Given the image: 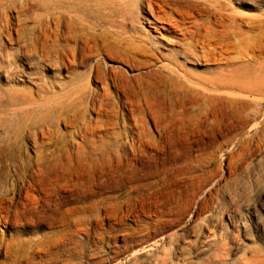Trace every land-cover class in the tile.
I'll return each mask as SVG.
<instances>
[{
	"label": "rangeland",
	"instance_id": "374dc122",
	"mask_svg": "<svg viewBox=\"0 0 264 264\" xmlns=\"http://www.w3.org/2000/svg\"><path fill=\"white\" fill-rule=\"evenodd\" d=\"M27 1L24 0L22 2L26 10L24 9V12L22 11L24 14H20L18 19L16 18V9L5 12L6 15L4 11L0 9V31L2 34H0V53L1 51L4 52L0 54L3 57L0 56V59L2 58L0 62L4 63L5 60H9L10 63L15 62L11 67L15 69L18 65L16 69L21 71L29 72L28 68L32 69V72L35 73V77H39H36L40 80L39 83L43 84L44 81H42L41 75L43 76L42 78L49 79V81H51L50 79L53 77L50 70L51 67L41 66L40 68V66L35 63L36 61H30L29 63V61H25L21 58V55L30 56L32 58L41 57L48 61L63 60L65 63L69 60L70 64L67 62L65 65L66 67L61 69V79H64L65 76L69 77L74 75V80H76L78 85H86V91L97 95L103 94V87L107 90L108 96L106 95L105 98H102L106 99V102L104 100V103H100L102 120L114 119L113 123L116 124L109 125L112 126L109 128L106 126L108 129L106 127L102 128L103 130L100 135L103 136L105 141H122L125 134L126 120H132L130 112H134L136 113L134 114L137 117L136 119L140 118V120L143 119L147 122L148 133L152 138H156L161 142L159 143L160 147L158 146V151H155V148L154 150L150 149L147 152L148 154L142 155L139 159L132 158L130 154H127L125 158H123V156H121L122 154L116 153V155L113 153L109 159L110 162L108 161L103 166L92 164L89 167L86 166V164L83 165L82 163L79 164L74 161L70 164V167L68 164L65 165L67 171L63 170L64 173L60 174L59 172L61 170H58V174H50L48 177L52 179H49V183L48 177L45 178L47 180L43 179L45 183L42 180H37L36 183H42H40V185L34 184L35 187L32 190L33 196L38 199L43 198L39 201L42 203L44 200L42 203L44 208L49 207V210L44 209L48 217L46 215L44 216L45 218L41 217L40 214L36 215L33 208L30 207L31 211L30 214H26L27 217L26 215H22L24 219L21 216L17 219H20L19 222H17L19 225L15 222V219H13L14 223H12L13 220L11 219L12 221L10 220L11 223L9 225L0 226V233L3 234L7 242L9 237L13 236L14 231L12 227H14L16 223V226H27L22 233L20 232V241L29 243L31 246L34 244H41L42 246L41 251L35 254L34 264H148L149 262L151 264H161L160 260L166 259L164 254L169 250L172 252L171 255H168L171 261L168 264H181V261L182 264H197L198 262H196L194 252H192V256L186 254L183 257L180 256V252L177 248L178 246H182V243L191 244L193 242L194 239L192 238V234H189L190 231L188 230L194 227L197 224L196 222L201 221L200 219L205 216L204 214V216H198V210L201 204H203L202 202H204V199L207 205L210 204V201L213 199L212 201L214 202L208 206L214 213H218L220 211V201L223 200L227 202L228 199H232L236 197V195L246 194L249 196L250 208L254 207L257 215L264 221V139H262V137H264V53H262L264 52V48H261L259 53L258 51L253 53L255 62L250 64L244 62L237 63L235 61L232 63L231 60L237 58V53H235L236 50L229 51L227 54L223 55L224 57L221 56V66L219 69L221 75L228 78L233 77L232 79L234 80L240 76L244 77V80H239L250 82L254 87L252 90L253 92H241L233 89L213 91L209 87L195 84L196 81H191L194 84H192L191 88H202V92L201 89L197 90L203 95L204 93L205 95L209 93V96H215V94L217 96L221 95V97H218L226 100H236L237 102L233 105L225 102V100L224 102L220 101L221 103L219 101L214 103L216 100H212V104L207 101L203 103L204 99H201V101L199 98H195V94L192 93L194 95L192 97L195 99L194 101L191 96H189L190 92H184L171 85L170 80H168L170 79L169 74L167 71L162 70H165V68L174 69L171 62V53L175 50L172 52H165L162 50L165 46L160 45L158 46L159 49L152 50L156 53L155 55L153 54L155 59L151 55V58L150 56L148 57V54H151L152 51H146V53L142 52L144 50L141 48L151 47V45L144 44V41L152 37V33L146 26H143L144 32L131 29L133 26H131V22L134 23V26L138 27L136 23L138 11L134 5V0L129 1L126 9L120 7V4L125 2V0H77L81 5L76 9L73 15H71L72 13H70L68 9L54 5V2L50 4L47 3V0ZM82 1L89 6L84 12V6L82 5L85 4ZM218 1L225 2L224 0ZM44 6H46L47 9ZM96 7L98 9H96ZM234 11L239 17H243L244 15V19L240 17L239 20H248L247 17L254 18L261 15L259 12H244L238 10L236 7ZM68 16L75 18H69ZM50 17L53 18V20ZM46 18H49L50 21ZM57 18L58 20H56ZM69 20H72V22L76 24L79 37L73 39L65 38V26L69 23ZM6 25L8 27H6ZM246 36L259 40L260 31L255 30L254 33ZM124 40L125 43L123 42ZM110 43H112V46L117 47V49L111 47ZM136 47L137 49H135ZM111 49H113V52L116 51V53H113ZM71 50L74 51L73 58L71 53H69ZM108 50H110V52ZM139 51L143 56L138 54ZM6 53L10 54L12 57L8 54L4 55ZM113 54H115V57L119 56L120 59L118 57H113ZM158 54L166 59L161 60V58H159L160 56H157ZM250 55H252V53H250ZM107 57H109L110 60H107ZM114 58L116 61H113ZM149 58L150 62L149 60H145ZM156 59H158L159 62L156 63L154 61L153 64V60ZM9 62L7 61L1 64L0 67L2 66L1 68L6 70V63ZM173 62L182 66L187 73L194 77H210L217 74L212 70L211 65H208V68L204 69V67H202L204 65L202 62L198 64H195V62L189 63L190 61L184 63L180 58L173 60ZM228 62L229 65L225 66V63ZM249 73L250 78H247ZM96 77L97 80L95 79ZM106 77L108 78L105 79ZM115 78L117 83H115ZM172 78L174 82L178 80L184 84L181 79ZM110 79H114L116 85H113L114 83ZM67 85H69V83ZM70 85H72V82ZM24 87L17 84L6 86L4 77L3 75L1 76L0 117L4 116V119L0 118V127H12L14 130L15 120H38L41 116V119H44L45 115H47L46 117H49V119L45 117L44 120H57L59 117L58 106L68 105L67 102L73 99V97L66 100L56 99V104L52 100L53 95L47 94L46 96L45 94L41 95V93L39 94L40 99L37 100L36 105H32V103L23 104L20 100L17 101V99L15 101L11 98L13 95L5 93L6 90L9 89L18 91L19 95L22 94L21 96H26V94L32 90L33 97L36 99L35 91L37 90L28 84L26 86L24 85ZM26 87L27 89L31 88V90H27ZM217 92L219 93L217 94ZM55 93L59 95L60 91L56 89ZM238 94H240L239 97H237ZM241 95H243V97ZM97 98H99V96L96 97V99ZM239 98L240 100L238 101L237 99ZM260 98L262 99L259 100ZM1 99L4 100L2 101ZM246 99L248 100L246 101ZM99 100L93 102L94 110L92 109L91 103L85 101L80 105L81 107L78 106L77 113L94 124V122L100 118L96 112L98 111L96 106L99 105ZM251 100L254 101L252 102ZM105 104L106 106L103 108ZM12 105H16V107ZM106 107H108V109H106ZM37 111L40 113L38 114ZM41 112L46 114L42 115L43 113L41 114ZM22 114H26V116ZM105 116L109 119H106ZM7 118L9 121H7ZM155 120L161 123L159 129V126L155 125L157 124ZM162 123H164V125ZM162 125L166 130L162 128ZM260 125L263 127L261 128ZM1 129L2 128H0V130ZM58 130L61 134L66 133V129L63 125H60ZM2 132L3 130L0 132V139L6 141L5 138L7 136L3 135ZM258 132L261 134L259 135ZM257 134L260 136L261 140ZM256 135L257 137H255ZM255 139L257 145L255 144ZM250 140L254 145L250 143ZM72 142L77 144L81 143L78 137H74ZM237 145L244 148L240 150ZM261 145L263 146L262 148ZM18 148H20L22 153L24 152L23 145L20 144ZM249 148L254 149L255 152ZM245 149L249 151H245ZM236 151L239 153H237L238 156H234ZM240 154L242 155L243 164L240 160ZM118 156H120V158ZM231 156H233V158H231L233 160L230 159ZM244 158L246 159L244 160ZM206 160L208 162H206ZM126 161L128 162L126 163ZM239 161L241 162L239 163ZM207 163L208 166L206 165ZM228 163L229 166L227 165ZM8 167V169L12 171V167ZM211 169L213 173L207 176V174L211 173ZM196 172L199 173L196 174ZM193 173H195V175H192ZM206 176L208 178H213V180H207ZM204 177H206L205 180L207 182L213 181L212 183L215 184H212L211 187V183L204 181ZM198 178L202 179V189H207L208 192L206 194L197 192L195 196L196 199H194L196 201L194 202L193 200L194 203L192 204L191 199L194 196L192 188L196 191L198 187L196 185L198 183ZM192 179H196L195 181L197 182L195 183ZM204 182L206 185H204ZM199 184H201V182H199ZM213 185H215L216 188ZM21 186V191L19 193L20 197L18 196L14 202L24 198V190H28L25 182L21 183ZM209 186L212 188L211 190H208ZM208 193H211V196H209ZM218 194L220 195L217 196ZM47 197L48 199L50 198L49 201L51 202L46 200ZM209 197H212V199ZM7 199H12V197L7 195ZM45 203H48V205L45 206ZM70 208H75L76 210V223H70L68 221L69 211L67 212V210H70ZM50 209L54 211L52 210L51 212ZM93 209H96V214L98 215L90 212L93 211ZM99 209L100 211L98 212ZM194 218L198 219V221H195ZM26 219L29 220V223H26ZM173 219L179 221V227H165L164 223ZM30 223L35 224L31 225ZM191 223H193V225H191ZM190 225L191 228H189ZM180 226L182 227L180 228ZM214 226L215 228H209V230L208 228L201 229L203 236L209 237L210 231L218 235L220 230L219 226L215 223ZM178 228H180V230H178ZM250 229L251 237H253L252 242L254 243L247 241H245V243L249 248L255 244L253 247L261 249L262 254H264V237L256 233L255 230L249 226V230ZM171 233H177V235L182 234L184 238L187 235V238L171 247L167 246L168 243L166 244L168 240H164L163 245L167 247L163 246L164 250H162L159 245L157 246V244L160 243V241L157 240L160 236ZM147 237H153L152 242H156L157 244L150 245ZM240 240L243 241L242 239ZM205 242L211 244V239L208 238ZM145 246L146 248H143ZM141 251L144 255H138ZM132 256H135V258L132 259ZM145 256H147V259H145ZM135 259L138 261H135ZM173 259L175 260L173 261ZM185 259L187 260L186 262ZM0 260H3V253L0 255Z\"/></svg>",
	"mask_w": 264,
	"mask_h": 264
},
{
	"label": "bare ground",
	"instance_id": "6f19581e",
	"mask_svg": "<svg viewBox=\"0 0 264 264\" xmlns=\"http://www.w3.org/2000/svg\"><path fill=\"white\" fill-rule=\"evenodd\" d=\"M23 1L24 0H1L0 1V9L2 11H4V14H5V12L10 11L11 9H16V14H17L16 18L18 19L20 14H24V13H22V11L25 9L24 8L25 5L22 3ZM25 1H27V0H25ZM129 1L130 0H125V2L120 4V7L126 9ZM224 1L225 2H221L218 0H134V5L138 11L137 20H136L138 27L134 26V23L131 22V26L133 25L131 29L137 30L139 32H144L145 30L143 31V29H144L143 26H146L149 29V31L152 33V35H151L152 37H150L149 39L144 41V44L151 45V47L141 48L142 50H144V51L141 50L143 53H146V51L151 52L152 50L159 49L158 46H160V45L165 46V47L163 46L164 48L162 49L165 52H172L173 50H175V51H173V53H171V57H172L171 62L174 66L173 67L174 69H169V68H165V70L162 69L163 71H167V73L169 74L170 79H168V80H170L171 85H173L174 87H176L178 89H181L184 92H186V91L190 92L191 95L189 94V96H191V98L194 96L193 94H195V98L197 97V98H199V100L204 99L205 101L203 100V103L207 101L208 103L211 102V104H212L213 103L212 100H216L214 103H216L217 101L224 102V100H225V102L233 105V104L237 103L236 100L222 99V98H220L221 95H218V96H220V97H218L216 94H215V96H209L208 95L209 93L207 95H205V93H204V95H203L197 90V89H201V92H202V88H200V87L197 89H195L196 87L191 88V86L193 84V82H191V81H196L195 84L205 86V87H209L213 91H219L221 89H233V90H238L241 92L244 91V92L249 93L254 88L252 86V84H250V82L240 81V80H244V77H242V76L236 78L235 80L232 79L233 77L232 78L223 77L221 75L219 69L221 66V56L224 57L223 55L227 54L229 51H232V50H236L235 53H237V56H236L237 58H235V60H231L232 63L234 61L237 63L238 62H242V63L244 62L246 64H250V63L255 62L254 57H253V53L255 51L256 52L258 51V53H259V50L261 48H264V0H224ZM51 2H54V5L68 9V11L70 13H72L71 15H73V13L75 14L76 9L81 5L77 2V0H47V3L52 4ZM41 4H44V3H41ZM26 6H27V4H26ZM82 6H84L83 12L86 11L87 8L89 7L86 4L82 5ZM44 7L46 8V6H44ZM48 7H50V6H48ZM235 7L238 10H241L244 12H259L261 15L259 17H254V18L253 17L252 18L247 17L248 20H239L240 17H241V19H244L243 18L244 15H243V17L237 16V13L234 11ZM96 9H98V8L96 7ZM94 10H92V11H94ZM53 15H54V13H53ZM239 15H241V14H239ZM75 16H77V15H75ZM78 16H80V15H78ZM86 16H87V14H86ZM55 17H56V15H55ZM66 17H67V15H66ZM69 18H75V17H69ZM46 19L49 20V18H46ZM51 19L53 20V18H51ZM56 20H58V18ZM54 22H55V20H54ZM49 23H48V25H49ZM57 23H58V21H57ZM85 24H86V22H85ZM2 25H4V24H2ZM43 25H44V23H43ZM6 27H8V26L6 25ZM65 27H66V29H65L66 37L65 38L73 39V38L79 37L78 31L76 30V24L73 23L72 20H69V23ZM80 27H81V25H80ZM60 29H61V27H60ZM255 30L260 31L259 40L246 36V35L254 33ZM3 32H5V31H3ZM0 34H1V31H0ZM4 36H6V35H4ZM1 37H3V36H1ZM5 41H6V39H5ZM170 41H172V42H170ZM123 42L125 43V40ZM113 43H116V42H113ZM110 46L113 47L114 49H117V47L112 46V43H110ZM166 47H168V48H166ZM3 49H5V48H3ZM135 49H137V47ZM73 50H75V49H73ZM112 50L113 49H111V51ZM108 51L110 52V50H108ZM154 52L152 51L151 54H148V57L150 55L153 57V54L154 55L156 54ZM1 53H4V52L1 51ZM69 53H71L72 58H73L74 57V55H73L74 51L71 50V52L69 51ZM113 53H116V51ZM123 53H122V57H123ZM250 53H252V55H250ZM262 53H264V52H262ZM7 54L8 53H6L4 55H7ZM134 54H137V53H134ZM138 54H141L140 51L138 52ZM8 55H10V54H8ZM146 55H144V56H146ZM151 56H150V58H151ZM157 56H160L159 58H161V60L166 59L165 57L162 58L163 56H161L159 54ZM113 57H115V54H113ZM116 57L119 58V56H116ZM21 58H23L25 61H29V63H30V61H36L35 63L38 66H40V68H41V66L42 67L50 66L51 67L50 70L52 72L53 77H52V79H50L51 81H49V79L42 78L43 76L41 75V79L44 82H43V84H40L39 83L40 80L37 79L39 77H37V76H36L37 78L35 77V73L32 72V69L28 68L29 72H26L23 70L22 71L17 70L16 67H18V65L17 66L15 65L16 67H15V69H13L11 66L14 65L15 62L10 63L9 60H5V62L8 61L9 63H6V66H7V67H5L6 70H3L1 68L2 66L0 67V78L3 75L6 86L7 85L13 86V84H15V85L17 84V85H22L24 87V85L26 86L28 84V85L32 86L33 88H35V90H37V91H35L36 99H34L33 94L31 92L32 91L31 88H28L31 91H29L28 94H26V96L25 95L21 96L22 94L19 95L18 91H13V90L7 89L5 93H8V95H13V96H11L12 99H14L15 101H16V99H17V101L20 100L21 103H23V104L24 103H29V104L32 103V105L33 104L36 105L37 100L40 99L39 94H41V93H42L41 95L45 94L46 96H47V94L53 95V97H52L53 102H55L56 99L66 100L70 97H73V99L72 100L70 99V102H67L68 105H65V106L59 105L60 103L58 102L59 103L58 104L59 105L58 106L59 107V112H58L59 117L57 120H53V119L44 120L47 115H45L46 113L41 112V114L43 113L42 115H45L44 119H41V117H42L41 116L40 118H38V120H35V119L34 120H15L14 130L12 127H6V128L0 127V128H2L0 130V132L3 130L2 134L7 136L5 138L6 141H3L2 139H0V199H1L0 200V226L9 225L11 223L10 222L11 219L12 220L15 219L16 223L19 222L20 219L17 220L19 218V216H21L23 218L22 215L25 216L26 214H30V211H31L30 207L33 208V211H34V213H36V215L40 214L41 217H44L45 215L48 217V215L45 213L44 209L49 210L48 209L49 207L44 208V206L42 204L44 202V200L42 201V203H41V201H39L40 199H43V198L38 199L37 197H34L32 190L35 187L34 184L36 183L37 180L43 181V179L47 178L50 174H53V173L58 174V172H59L58 170H61L59 172L60 174L64 173L63 170L67 171L65 165L68 164V166L70 167V164L73 163L74 161H76L79 164L80 163H82L83 165L86 164V166H89V167L92 164H94V165L99 164V165L103 166L105 163H107L109 161V159L111 158L113 153L114 154H116V153L122 154L121 156H123V158H125V156L127 154H130L132 156V158L139 159L142 155L148 154L147 152L150 149L154 150V148H155L156 149L155 151H158L157 149L160 147L159 143L161 142V141H158L156 138L155 139L152 138V136L148 133L147 122H145V120H143V119L140 120V118L136 119L137 117L134 115L136 113H134V112H130L132 120H126L127 123L125 125V134H124L123 140L122 141H105V139H103V136L100 135L101 131L103 130L102 128H105L106 126L109 128V127H112L109 125L114 124L113 123L114 119H112L111 116H110V118L112 120H102V116H101V110L102 109H101L100 103H104V100L106 102V99H102V98H105V96L107 95V90L104 89L105 87H103V89H102L103 94L97 95L95 93L86 91V85H78L76 80H74V77H75L74 75L69 76V77L65 76L66 80H65V78L61 79L60 78L61 69L66 67L65 65L67 62L70 64L69 60H67V62L65 63L63 60L48 61L45 58H41V57L32 58L30 56H22L21 55ZM115 58H114V60L113 59H111V60L116 61ZM150 58L145 59V60H147V61L149 60V62H150ZM178 58L182 59L184 61V63H187L188 61H190L189 63L195 62V64L202 62L204 64L202 66V67H204V69H207L208 65H211L212 70L215 71L217 74L210 76V77H207V76H203V77L191 76L189 73H187L183 69L182 66L173 62V60H176ZM1 59H0V61H1ZM6 59H7V56H6ZM108 59H109V57H107V60ZM125 59H126V57H125ZM158 59L153 60V64H154V61L156 63H158L159 62ZM138 61H140V60H138ZM4 63L0 62V65L4 64ZM163 64H165V63H163ZM228 65H229V62L225 63V66H228ZM72 66H73V64H72ZM109 66H111V65H109ZM109 69H110V67H109ZM95 75H97V74H95ZM249 75H250V73L247 75V78L249 77ZM99 77H100V75H99ZM108 77H106L105 79H107ZM172 77H174L175 79L176 78L181 79L184 82V84H182L178 80H176L174 82ZM67 79H68V82H67ZM84 79H82V80H84ZM95 79L97 80V77ZM113 80H111V81L114 83L116 78L114 81ZM246 80H249V79H246ZM37 81H38V83H37ZM98 81H100V80H98ZM71 82H72V85H70ZM68 83L70 86L67 85ZM113 83H111V84H113ZM115 83H117V80ZM115 83L113 85H116ZM12 88H14V87H12ZM18 88H20V87H18ZM1 89H3V88H1ZM26 89H27V87H26ZM56 89L58 91H60L59 95L56 94L57 92L55 93ZM204 92H207V91H204ZM221 92H223V91H221ZM218 93L219 92H217V94ZM223 93H227V92H223ZM211 95H212V93H211ZM98 96H99V98L96 99V97H98ZM224 96H226V95H224ZM239 96H240V94H238L237 97H239ZM241 96L243 97V95H241ZM226 97H228V96H226ZM232 97H233V95H232ZM106 98H108V97H106ZM253 98H255V97H253ZM228 99H231V98H228ZM261 99L262 98H260L259 100H261ZM45 100H48V99H45ZM96 100H99L98 101L99 105L97 104L98 106H96L98 108V111H96V112L100 118L98 120H96L94 122V124H92L88 121V119L86 120L82 115L77 113L78 112L77 108H78V106H80L85 101L86 102L88 101L87 103H91L92 109L94 110L93 102ZM193 100L195 101V99H193ZM237 100L239 101L240 98ZM247 100L248 99H246V101ZM255 101H257V100H255ZM109 102H110V100H109ZM240 102H242V101H240ZM9 103H10V101H9ZM64 104H65V102H64ZM0 105H1V103H0ZM37 105H39V104H37ZM242 105H243V103H242ZM12 106H14V105H12ZM41 106H43V105H41ZM105 106H106V104L103 105V108H105ZM14 107H16V105ZM50 107H49V109L51 110ZM9 109H11V108H9ZM35 109H37V108H35ZM106 109H108V107H106ZM105 110H103V111L106 112L107 110L106 111ZM247 110H248V108H247ZM39 111H37L38 114L40 113ZM112 113H113V111H112ZM261 113H262V111H261ZM38 114H37V116H38ZM114 114H115V112H114ZM106 115H108V114H106ZM138 115H139V113H138ZM23 116H26V114H24ZM20 117H22V116H20ZM87 117H88V114H87ZM105 117H106V119L108 118L107 116H105ZM115 117H116V115H115ZM261 117H262V115H261ZM0 118L4 119V116L0 117ZM15 119H16V117H15ZM47 119H49V117ZM7 121H9V119ZM156 122L157 121L155 120V123ZM160 124L161 123H158V122H157V124H155L156 126H159L158 129L161 127ZM162 124L164 125V123H162ZM60 125H63L64 128L66 129L65 134H61L59 132L58 129H59ZM163 125H162V128H163ZM2 126H4V125H2ZM263 126H264V124H263ZM263 126H261V128ZM163 129H165V128H163ZM159 133H161V132H159ZM258 133H259V135L261 134L260 132H258ZM257 135L255 137H257ZM259 135H258V137L260 138ZM74 137H78L80 139L81 143H78V144L73 143L72 140ZM0 138H1V135H0ZM251 139H252V137H251ZM262 139H264V137H262ZM242 140H243V138H242ZM253 140H254V138H253ZM260 140H261V138H260ZM258 142H259V140H258ZM250 143L254 145V143L251 142V140H250ZM20 144L23 145V148H24L23 153L20 151V148H18V146ZM255 144H256V139H255ZM233 145H234V143H233ZM239 145H240V143H239ZM241 145H242V143H241ZM262 147L263 146L261 145V148ZM238 148H240V150H242L244 147L242 148V147L238 146ZM245 148H246V146H245ZM253 148H254V146H253ZM249 149H251L252 151L254 150L252 148H249ZM119 151L122 153H120ZM237 151H236V154L234 153V156L235 155L238 156L239 153ZM245 151H249V150L245 149ZM252 151H251V153H252ZM28 152L30 153V155ZM254 152H255V150H254ZM243 153L245 154L244 151H243ZM243 153H242V155H243ZM242 155L240 156L241 161H242ZM248 155H250V154H248ZM118 157L120 158V156H118ZM231 158H233V156H231L230 159ZM256 158H257V156H256ZM245 159L246 158H244V160ZM263 159H264V157H263ZM231 160H233V159H231ZM234 160L236 161L237 159H234ZM241 161H239V163ZM64 162H65V164H64ZM127 162L128 161H126V163ZM206 162H208V161L206 160ZM242 164H243V161H242ZM206 165L208 166V163ZM227 165L229 166V163ZM233 165H234V163H233ZM8 166L12 167V171H10L11 169L10 170L8 169L9 168ZM118 166H119V164H118ZM202 166H205V165H202ZM69 167H68V169H69ZM255 167H256V165H255ZM62 168H64V169H62ZM203 170H204V168H203ZM197 173H199V172H196V174ZM212 173H213V170L211 169V173H209V174L205 173V174H207V176H208V175H211ZM214 173H215V171H214ZM234 174H235V172H234ZM192 175H195V173H193ZM201 176H199V177H201ZM206 177H204V181H206L205 180ZM221 177H222V175H221ZM34 178H35V180H34ZM47 179H48V183H49V179H52V178L48 177ZM47 179H45V180H47ZM209 179L213 180V178L207 177V180H209ZM223 179H224V177H223ZM192 180H194V179H192ZM201 180L202 179H200V178H198V180H197L198 183L196 185L198 187L196 188V191L194 188H192V191L194 194L193 198L191 199L192 204L196 201L194 199H196L195 196H196L197 192H199V193L203 192L204 194H206L208 192L207 189L206 190L202 189L203 185H202ZM221 180H222V178H221ZM197 181H195V183ZM214 181H215V177H214ZM23 182L26 183L28 190L23 189L25 191L24 198L18 199L17 202H14V200L16 198H18V196L20 197V195H19V193L21 191L20 187H22L21 183H23ZM199 182H201V184H199ZM212 182L213 181L207 182V183H211V187H212V184H215ZM40 183H42V182H40ZM40 183H36V184L40 185ZM192 183H194V182H192ZM219 183H220V181H219ZM204 185H206L205 182H204ZM189 186H190V183H189ZM213 186L215 187V185H213ZM211 187L209 186L208 190H211L212 189ZM244 188H245V186H244ZM214 193H215V191H214ZM208 194H209V196H211V193H208ZM7 195H10L12 197V199H7ZM219 195L220 194H218L217 196H219ZM212 196H213V194H212ZM203 197H204V195H203ZM248 197L249 196L246 194H241V195H236V197H233L232 199H228L227 202L223 201V200L220 201L219 202V210L220 211L218 213H214L211 210V208H209V206H208L214 202V201H212L213 200L212 197H209L212 199L211 200L212 202L210 201V204H208V205L206 203V200L204 199V202H202L203 204H201V206L198 210L199 214L198 213H196V214H198L199 217L204 216V215L205 216L202 219H200L201 221L196 222L197 224L192 228H191V225H193V223H191V225L189 227L191 229L188 231H190L189 234L190 233L192 234V238L194 240L191 244L190 243L189 244L182 243V246H178L177 249L180 252V256L184 257V255H186V254L192 256L191 254H192V252H194L196 262H198L197 264H264V257H263L264 254H262V250L259 248H254L253 246L255 244L253 246L251 245L253 248L252 247L249 248L247 246V244L245 243V241L252 242V240H253V237H251V229L249 230V226L251 228H253L256 233H258L264 237V221L261 219V217H259L257 215V212H256L254 207L250 208V206H249L250 201H249ZM213 198H214V196H213ZM49 199L47 197L46 200L49 201ZM193 200H194V202H193ZM49 202H51V201H49ZM49 204H51V203H49ZM46 205H48V203H45V206ZM52 210L53 209H50L51 212H52ZM54 210H55V208H54ZM68 211H69L68 221L70 223L71 222L76 223L77 215L75 213V211H76L75 208H70V210H67V212ZM99 211H100V209L98 210V212ZM192 211H194V210H192ZM90 212L96 214L97 211H96V209L95 210L93 209V211H90ZM263 212H264V209H263ZM90 215H92V214H90ZM96 215H98V214H96ZM26 217H27V215H26ZM199 217H196V218H199ZM46 219H44V220H46ZM49 219H48V221H49ZM192 220H193V218H192ZM194 220L198 221V219H195V218H194ZM26 221H25L26 223H29L28 219H26ZM25 222H23V223H25ZM12 223H14V220ZM16 223H15L14 227H12V230L14 231L13 236L9 237L8 242L5 240L3 234L0 233V255L3 253V260L2 261L0 260V264H34L35 257H36L35 254L39 253V251H41L42 246H41V244H34L33 246H31V245H29V243L20 241L19 240L20 232L22 233V231H24L25 227H27V226L26 225L16 226ZM214 223L219 226L220 230H219L218 235H215V233L213 234V232L211 233V231H210V233H209L210 236L204 237L205 235L203 236L202 230L206 229V228H208V230H209V228H215ZM30 224L34 225L35 223H30ZM164 225H165V227H169V226L179 227V221L176 219H173L169 222H165ZM71 227H73V226H71ZM181 227L182 226H180V228ZM180 228H178V230H180ZM68 231H71V230H68ZM184 232H185V230H184ZM183 236L184 235H182V234L177 235V233L166 234L164 236L162 235L157 240V241H160V243H158V244L156 242L155 243L152 242L153 237L152 238L147 237V239L149 240L150 245H152V244L156 245L157 244V246L159 245V247H161V249L164 250L163 246H166V245H163L164 240H168V242H166V244L168 243L167 246L171 247L172 245L177 244L179 241H182L183 239L185 240V238H187V235L185 238ZM200 237H201V241H200ZM208 238L211 239V244L205 242V241H207ZM240 239H242L243 241H241ZM6 242H7V244H6ZM204 243H206V244H204ZM252 243H254V242H252ZM149 244H148V246L150 247ZM45 246H46V244H45ZM143 248H146V246ZM155 249H158V248H155ZM143 250H145V249H143ZM171 252L172 251L169 250L166 254H164L166 259H161L160 260L161 264H168L169 262H171L170 259L168 258V255H171ZM40 253H42V252H40ZM141 254H142V251L138 255H141ZM142 255H144V254H142ZM157 255H159V254H157ZM43 256H45V255H43ZM146 257L147 256H145V259H147ZM134 258H135V256H132V259H134ZM178 258H179V256H178ZM48 259H50V258H48ZM137 259H139V258H137ZM137 259H135V261ZM174 260L175 259H173V261ZM186 261L187 260L185 259V262ZM135 263H137V262H135ZM181 264H182V261H181Z\"/></svg>",
	"mask_w": 264,
	"mask_h": 264
}]
</instances>
